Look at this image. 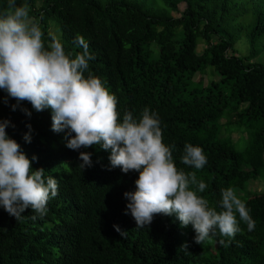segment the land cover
Here are the masks:
<instances>
[{
	"label": "trees",
	"instance_id": "16d2710c",
	"mask_svg": "<svg viewBox=\"0 0 264 264\" xmlns=\"http://www.w3.org/2000/svg\"><path fill=\"white\" fill-rule=\"evenodd\" d=\"M27 2L46 45L51 32L74 57L83 51L75 40L82 36L94 56L88 71L116 96L121 119L126 110L134 118L145 107L157 113L164 143L174 145V162L206 183L201 195L210 206L218 207L222 188L233 187L255 227L249 231L240 222L231 240L217 233L202 245L191 225L181 227L175 216L157 215L138 229L125 214L124 198L135 191L138 173L111 168L110 151L99 145L67 148L66 132L51 130L50 109L36 112L24 102L28 117L19 107L12 111L15 100L4 104L7 94L0 91V119L15 125L8 136L30 160L37 157L33 170L43 168L58 180V195L42 218L27 210L16 220L0 207V264H264V191L249 188L264 184V0ZM6 3L0 0V10ZM28 124L30 143L23 139ZM186 143L203 149L202 169L180 163ZM81 151L92 153V167L79 168Z\"/></svg>",
	"mask_w": 264,
	"mask_h": 264
},
{
	"label": "clouds",
	"instance_id": "9594fccd",
	"mask_svg": "<svg viewBox=\"0 0 264 264\" xmlns=\"http://www.w3.org/2000/svg\"><path fill=\"white\" fill-rule=\"evenodd\" d=\"M30 13L27 0L20 4L7 0L0 10V91L7 94L4 104L9 98L15 100L12 111L19 107L28 117L32 113L20 107L24 102L36 112L50 109L51 130L66 132L67 148L79 151L99 145L110 151L111 168H120L124 174L138 173L135 191L124 193L128 201L125 214H131L138 229L150 225L157 215L175 216L181 227L191 225L199 245L210 242L217 233L231 240L241 231L240 222L249 231L254 229L255 222L235 188H222L218 207L210 206L201 195L206 183L195 171L177 167L174 145L164 143L157 113L145 107L134 118L126 110L121 119L116 96L88 71L94 56L82 36L75 40L83 51L73 57L51 32L46 45L45 33ZM9 126L15 127L9 120L0 119V207L16 220L27 210L42 218L47 214L49 199L58 195V180L45 176L43 168L33 170L32 162L37 157L30 160L20 144L8 136ZM26 127L23 139L30 143L32 128L30 124ZM91 157V152L81 151L79 168L92 167ZM180 163L199 170L207 158L201 147L186 143ZM114 228L121 237L127 235L118 226ZM188 247L185 243L181 249Z\"/></svg>",
	"mask_w": 264,
	"mask_h": 264
},
{
	"label": "rangeland",
	"instance_id": "374dc122",
	"mask_svg": "<svg viewBox=\"0 0 264 264\" xmlns=\"http://www.w3.org/2000/svg\"><path fill=\"white\" fill-rule=\"evenodd\" d=\"M183 10H184V5L181 4L180 5V11H181V13L183 12ZM173 15H174V17H177V18L180 17L179 16L180 14L174 13ZM203 48H204L203 45L200 46V48L198 50L199 53H202L203 52ZM246 48H247V44H245V46H242V45L239 46V49H246ZM209 72H210V74L208 75V77L210 79L214 78V75L211 74V71H209ZM240 135H241V132H237V133H234L232 137L234 138V140H237L240 137ZM249 188H250L251 191H254V192H257V193H259V192L262 193L264 191V184L262 182H260V181L259 182H252L250 184Z\"/></svg>",
	"mask_w": 264,
	"mask_h": 264
}]
</instances>
